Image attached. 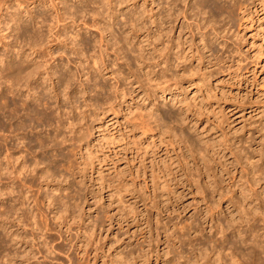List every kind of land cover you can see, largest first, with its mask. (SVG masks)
I'll return each instance as SVG.
<instances>
[{"label": "rangeland", "instance_id": "rangeland-1", "mask_svg": "<svg viewBox=\"0 0 264 264\" xmlns=\"http://www.w3.org/2000/svg\"><path fill=\"white\" fill-rule=\"evenodd\" d=\"M31 1L12 2L25 20L26 33L22 29L10 32L1 22L0 54L11 58L18 45L27 44L25 35H39L35 45H23L38 60V69L50 72L52 65L61 77L71 73L73 77L68 89L72 99L61 94L57 100L49 99L53 114L64 122L72 116L85 137L72 146L59 138L60 149L55 151L36 142L38 136L47 140L53 135L54 123H30L28 109L20 110L19 118L0 116L4 126L2 131L0 124V137L14 134L10 124L28 121V126L17 130L24 142L17 143L18 148L28 147L27 159L38 154L45 160L39 167L46 164L55 171L53 187H66L53 192L55 197L60 195L59 205L66 207L60 219L54 216L56 208L48 214L46 201L40 207L48 219L35 215L36 224L23 221L24 225L11 227L19 236L17 241L11 239V232L0 231V264H254V256L243 247L245 251L233 253L237 261L230 262L229 256L214 253L207 243L218 237L210 228L215 220L225 225L228 240L237 237L231 234L232 228L242 234L256 229L264 240V220L260 212L254 213L255 203L264 208V0H210L211 6L199 10L201 19L197 18L204 23L215 12L218 34L213 36L207 27L206 40L194 36L190 52L185 44L180 59L170 46L181 30L190 35L193 19L184 20V27L179 17L173 19L163 38L156 39L158 12L166 0H66L70 11L78 10L75 16L64 13L58 0ZM197 1L181 0L176 5L192 14L193 8L197 12ZM212 3L226 11L216 12ZM93 9L99 12L96 17L112 23L113 33L132 37L123 46L124 58L116 60L110 51L97 85L92 70L79 77L78 56L68 36L78 30L85 33L84 40L98 37L91 16H82ZM29 10L33 16L41 12L43 20L35 18L34 25ZM0 13L3 17L8 13L1 0ZM146 33L147 43L143 41ZM130 47L135 51H129ZM141 47L142 56L136 60L133 56L141 53ZM82 61L87 72L89 60ZM79 78L84 86L76 90L72 86H77ZM39 82L34 85L37 91L42 87L46 91V83L38 88ZM60 85L56 84L59 91ZM104 95L109 97L107 104L96 107L94 103L102 102ZM29 104L32 108L36 102ZM63 130L61 138L66 134ZM31 175L29 193L42 196L47 187L42 184L40 190L41 179ZM8 200L4 204L12 202ZM193 226L200 231L192 233ZM43 240L52 246L51 252Z\"/></svg>", "mask_w": 264, "mask_h": 264}, {"label": "bare ground", "instance_id": "bare-ground-1", "mask_svg": "<svg viewBox=\"0 0 264 264\" xmlns=\"http://www.w3.org/2000/svg\"><path fill=\"white\" fill-rule=\"evenodd\" d=\"M13 1H16V0H1L2 7L6 5V10H8V13H7L6 17H3V14L0 13V23L2 22L6 26V28L9 29L10 32L13 31L14 33H18L20 31V29H22L23 21H25V20H23V21L21 20L22 17H20V13L17 12L15 10V7L12 5ZM37 1L41 2V0H32L30 3L34 4ZM177 1H181V0H166V2H165L166 5L163 3L164 5L161 6L162 9L159 8L162 11L160 10L161 12H158L159 16H157V18H158L157 21L155 20L157 23L155 22L156 23L155 24V30L156 31H154V32H156V35H155L156 39H160V38L162 39L163 36L165 35V32H167L166 31L167 27L169 26L170 23H172L171 21L173 19L176 20V18L178 19V17H179V20L181 19V22H180L181 27H184L183 26L185 23L184 20H186L189 17L193 19L192 22L189 23L190 31H191L190 35L189 36L185 35L187 33H182V30L181 31L179 30L180 33H178L177 37L173 40V42L170 46V49L173 51V55H175V57L177 59H180L183 57V53H184L185 48H186L184 46L185 44H186V46L188 45L187 50L190 52V50L194 44L193 43V37L194 36L200 37V39L202 41L206 40L205 38L208 37L207 36L208 35V33H207L208 29L206 30L207 27H210V29H209V31L211 30L210 34L212 32L213 36H216L218 34V30L214 25L215 24L214 23V17H215L214 15L216 13L214 12L215 13L214 14L212 11L215 10L216 12L224 13L223 11H226V10L224 9L223 5H217V4L213 5V3H212L213 10L211 11L212 8L209 9L210 13H213L212 15L209 14L212 16V17L210 16L211 19L208 18L209 20H206V22L201 23L200 20L198 19V18L201 19V17L198 16L199 10H203V7H205L206 5H208L207 7L211 6L209 3L210 0H198V1L196 0L197 2H195L196 3L195 8H197V12L193 8V11H195V12L193 13V11H192V14H189L188 12H190V11H187L186 9L178 8V5H176ZM182 1H184V0H182ZM57 2L62 4V6L60 8H62V10H64V13H67L70 16H75L76 13L78 12V10H76V9L74 11L73 10L70 11V7H67V5H66V0H58ZM81 11H85V10H81ZM220 13H218V14H220ZM27 14L29 15V21L30 22L32 21L34 23V25H35V23H37V21H35V18L36 19L39 18V19L43 20V17L41 18V16H42L41 12H39V14H37L36 16H33L32 12L29 10ZM86 14H89L92 18L91 26L98 29V31H99L98 37L97 38L93 37L92 38L93 40L91 39L92 40L91 42L84 40L83 34H85V33H80L78 30L74 31V33H70V35H68V36L70 38L72 49L75 52V55L78 56V62L76 61V64L78 63L77 66L79 67V73H78L79 77H81V75L84 76L85 73L90 74V71L92 70V72L95 74V75H92V77H93L92 79L95 82L96 79L99 78L97 76L100 75V73H102V71L106 68L105 58L110 54V51L115 55L116 60H118L120 58H124V56L122 54H124L125 48L123 49V46L128 45L130 43L132 37H131V34H129V33H119V34L113 33V29L111 26L112 23H110L107 20H103L100 17H96V15L99 14V12L97 10H95V9L87 10V12L82 13V16H86ZM21 16H22V14H21ZM110 17H113V16L109 15L108 18H110ZM202 19H203V17H202ZM218 26H220V25L218 24ZM167 30H169V29H167ZM21 32L26 33V29L25 30L22 29ZM34 33L37 34L38 33L37 30ZM26 36H28V37H26ZM25 37L28 38V41L26 42L28 45H32V44L35 45V43H37L36 39L38 40L39 35H37V37L35 34L33 36H29V33H28L27 35H25ZM110 37L114 39L112 43H110L111 42ZM148 37H149V33H146V36L144 37L143 41H145L147 43ZM182 37H184V38H182ZM212 38L213 37H211L209 40H211ZM25 40H27V39L24 38V41ZM24 41H23V43H24ZM120 42H122V43L120 44ZM17 43H18V41H17ZM203 44L206 45L207 43L203 42ZM23 45H25V44H23ZM23 45H18L16 50H15L16 47H14V50H15L14 56L12 57L10 55L11 58L4 57V55L2 56L0 54L1 55L0 56V116L2 118L7 116L6 120L13 119V118H19V116H21L20 114L22 113L20 110H22L24 113L25 109H28V111L26 112V115L27 114L30 115V116L27 115V118L29 119L30 123L32 121H34V122L35 121L36 122L41 121V122H43V125H44V122L47 121L49 126H50V124L52 126V123H54V127L50 128L53 131L52 132L53 135L46 134V135H48L45 137V138H47V140H44L42 138L38 139L39 136L37 137L36 142H38V145L40 147L46 148V147L50 146V148H52L53 150L56 151L57 147H59L61 145L58 143L59 138H60V140H64L65 142L69 143V145H71V146L76 144L75 141H78L81 138L85 137V133L83 132V130L81 131L80 129H78V127H76V123L74 122L75 119L72 116L71 117L66 116V118H65L66 121L64 122L63 121L64 119L54 115L53 111L51 109V105L49 104L50 103L49 101L52 100L51 98H54V100H57V98L59 97V94H61V96L66 97V98L70 97L69 91H71V90H68V89L71 88V82L70 81H71V79H73L72 73H71V76L68 74L69 76H65V77H64V74L62 73L63 77H61L62 75L60 73L58 75L56 73V70L54 69L55 66H52V65L49 66L50 72H47V71L45 72V71L39 70L40 68L38 69V67H40V66H38L39 65L38 60L33 57L31 52H27L25 50V48L23 47ZM145 47L146 46H144V48ZM207 49L209 50V47H207ZM89 50H90V53L88 54ZM128 50L132 51V52L135 51L131 47L128 48ZM142 51H143V48L141 47V50H140L141 53H139V55L134 54L133 57L137 60L138 57L142 56ZM11 52H13V51L11 50ZM196 52H197V50H196ZM5 55H7V54H5ZM83 59L85 61L89 60L87 72H84V64H83L84 61H82ZM168 61H169V59L166 58V60L164 62L168 63ZM40 64H42V63H40ZM125 64L127 65L128 69H130V66L128 65L129 63L126 59H125ZM76 75H77V72H76L75 76ZM54 77H55V79H57L55 83L52 80V78H54ZM77 78H78V76H77ZM81 78H79V81H78L76 87L72 86V87H74V89L76 88V90H79L78 88H80L81 86H84L83 85L84 83L81 80ZM87 79H88V77H87ZM38 80H40V82L38 84V88H39L40 84L46 83V86L48 88V89H46V91H44L45 87H42V88H40L39 91H37V88L34 85H35L36 81H38ZM57 83L61 84L60 85V86H62L61 91H59L58 87H56ZM96 83H97V81L95 82V84ZM159 84L161 85V83H159ZM174 84L176 85L177 82ZM164 87H162L163 90L166 89V86H164ZM101 88H104V86L102 85ZM170 89L171 88H169V90ZM80 90H81V88H80ZM108 98L109 97L107 95H104L100 99V101L102 100V102L99 103V101H97L96 103H94V105L96 107H100L101 105L107 104ZM32 100H35L36 104H34V107L31 108L29 101H32ZM40 105H41V107L39 108ZM75 105H77V104H75ZM75 105H73V106H75ZM74 110H76V108H74ZM6 112L8 113L7 115L5 114ZM69 112L70 111H68L67 114H69ZM2 121H3V119H2ZM27 122L22 121V119H20V121L18 123H16V125L10 124V127H12V132L14 134L8 135V136L4 135L3 137L2 136L0 137V231H3L4 234L6 232H11V235L13 236V238H11V236H10L9 239L11 238L12 240H16V241H17V238L19 236L13 230L11 231V229H12L11 227L15 223L19 224L22 222V224H23V221H29V223L31 222V224H33V223L36 224L37 222L35 221V217H36L35 215L42 216L43 219L49 218V217L47 218V214H45L46 212L43 211L42 208L40 207L41 204H43L45 206V203L47 201L46 207H49V210H47L49 215L52 212V210L54 208H56V212L54 213V216L56 217V219H60L62 217V215H60V214H62L64 208H66V207L62 208V206L59 205V201H57L58 200L57 197H59L60 195L58 194L59 196H57V197H55L56 195L55 196L53 195V192H55V191H58V190L63 191L66 189V187H64L63 185H58V186L55 185L54 187H53V185H51V184H53L52 181L56 177L55 171H52L46 164L39 167L45 160L43 161V160H41L42 158L41 159L38 158L37 157L38 154L36 156L35 153L32 154L31 157L27 159L26 153H27V150H29V148L27 147L28 149L27 148L24 149L23 148L24 145L21 148H18V146H17V143H19V145L24 143L22 135H19L17 130H19V129L23 130L26 126L29 125V124H27ZM5 123H6V121H5ZM9 123H11V122H9ZM37 123H36V125H38ZM0 124H2V123H0ZM32 124H34V123H32ZM169 126H170L169 129H171V128L173 129L172 125H169ZM1 127L2 128L4 127L3 124L1 125ZM34 127H35V125H34ZM62 128H64V129L66 128V130H65L66 134H65V136H63L61 138V131L63 130ZM3 130H4V128L2 129V131ZM62 135H64V134H62ZM174 136L177 138L179 137L176 135V133H174ZM8 139L15 141L16 145H14L15 143L11 144L10 142H7ZM27 143H29V142H27ZM62 143L66 144L63 141H62ZM59 149H60V147H59ZM39 153L42 155L41 152H39ZM55 154H57V152ZM55 170H57V169H55ZM56 173H57V171H56ZM29 174L30 175L32 174L31 178L38 177L39 178L38 180L41 179L40 184L38 186L40 190H41L43 185L45 187H47L48 190L45 191L42 196L37 197V196H33L32 195L33 193L32 194L29 193L30 189H31L30 187H32V185L28 184L29 183L28 181L30 179V178L28 179V176H30ZM64 177H66V175ZM49 192H50V194H49ZM7 199L12 201L8 205L4 204V203H6V202H4V200H7ZM254 200H257V198L255 197ZM30 204H32V205H30ZM254 207H255L254 213L256 212L257 214H259L258 212H260L261 213L260 218L261 219L263 218L262 220H264V208L260 207L258 205V202L255 203ZM257 214L256 215L254 214L255 215L254 217L259 216ZM217 220H219V219H217ZM219 221L216 222V220H215L214 221L215 225H212V221H211V226L209 225L210 228H213L214 233L216 235H218V237H216V239H214L215 241H217L216 242L217 244L214 243L215 241L212 242V239H210V242L207 243V244H209L208 246L211 247V250L214 253L216 252L218 255H219V253L220 254L222 253L226 257L229 256V259L231 260L230 262H233L234 261L233 259H236V258H233V256L235 255V254L233 255V253L241 252L242 251L241 248L243 247L246 250L245 253H248L247 255H250V256L253 255L254 256V260H253L254 264H264V240H261L259 238L260 236L257 235L258 232L256 229H254V233H253V229L248 228L247 232L242 234L238 230H236V229L233 230V228H232L230 230L231 234L235 233L237 237H234V238L232 237L233 239H229L230 240L229 241L227 239L228 237L226 238V235H225L226 229L224 230V228H223L225 225L223 226V223L219 222ZM31 224H29V225H31ZM42 224L45 225V223H42ZM256 225H257V223H256ZM47 226H48V223H47ZM255 226H254V228H255ZM195 227L193 226L192 229L193 228L195 229ZM37 229H38V227H37ZM194 229H193L192 233L196 232L195 231L196 229L195 230ZM199 231L200 230L198 229L197 232H199ZM253 234H254V238H251V236L253 237ZM249 235H251V236H249ZM213 236H211V237H213ZM233 236H235V235H233ZM209 237L210 236H208V238ZM16 241H15V243H17ZM43 242H44V245H47L46 249L50 248L49 252H51L50 250L53 249L52 246L51 245L49 246L48 243L45 242V240H43ZM199 247L202 248V245ZM198 249H200V248H198ZM244 249H243V251H245ZM198 253L200 254L201 252H198ZM238 255H239V253H238ZM240 255L242 257H244L243 254H240ZM245 256H246V254H245ZM188 260H189V258H188ZM235 261H237V259ZM2 262H4V261H2ZM6 262H7V260H6Z\"/></svg>", "mask_w": 264, "mask_h": 264}]
</instances>
